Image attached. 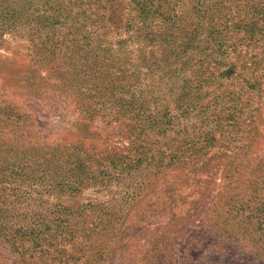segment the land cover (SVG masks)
Returning <instances> with one entry per match:
<instances>
[{
	"label": "rangeland",
	"instance_id": "rangeland-1",
	"mask_svg": "<svg viewBox=\"0 0 264 264\" xmlns=\"http://www.w3.org/2000/svg\"><path fill=\"white\" fill-rule=\"evenodd\" d=\"M0 264H264V0H0Z\"/></svg>",
	"mask_w": 264,
	"mask_h": 264
},
{
	"label": "trees",
	"instance_id": "trees-1",
	"mask_svg": "<svg viewBox=\"0 0 264 264\" xmlns=\"http://www.w3.org/2000/svg\"><path fill=\"white\" fill-rule=\"evenodd\" d=\"M129 148L133 149V147L131 146V144H130V147Z\"/></svg>",
	"mask_w": 264,
	"mask_h": 264
}]
</instances>
